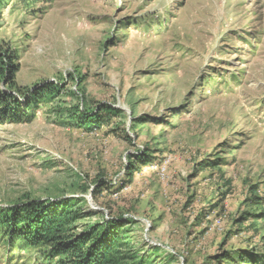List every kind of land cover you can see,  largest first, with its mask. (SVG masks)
Returning a JSON list of instances; mask_svg holds the SVG:
<instances>
[{
  "label": "rangeland",
  "instance_id": "rangeland-1",
  "mask_svg": "<svg viewBox=\"0 0 264 264\" xmlns=\"http://www.w3.org/2000/svg\"><path fill=\"white\" fill-rule=\"evenodd\" d=\"M0 47L24 92L63 85L31 121L0 124V207L84 198L79 230L131 218L155 264L264 255V0H0ZM79 89L120 113L68 123ZM0 264L48 262L0 235Z\"/></svg>",
  "mask_w": 264,
  "mask_h": 264
},
{
  "label": "trees",
  "instance_id": "trees-1",
  "mask_svg": "<svg viewBox=\"0 0 264 264\" xmlns=\"http://www.w3.org/2000/svg\"><path fill=\"white\" fill-rule=\"evenodd\" d=\"M24 1L47 4L52 0ZM18 59L15 50L0 47V83L6 88L0 90V124L31 121L40 103H53L63 90L61 83L52 82L24 92L15 82L20 69ZM80 94L81 105L76 106L68 116L61 113L62 118L70 124L93 130L107 124L110 116L120 113V110L108 104L96 110L86 100L83 90H80ZM21 99H24V103ZM56 111L59 113V108ZM80 189L84 193L90 190L88 186H81ZM255 195L258 194L254 193V197L259 199ZM79 202L83 204L85 199L26 196L8 208L0 207V235L7 237L12 244L20 241L28 249L41 248L48 264H155L151 254L157 252L158 248L148 255L141 253L142 248L134 245L130 235L131 226L135 223L131 218L106 219L86 224L84 229L79 230V226L94 215L82 211L77 206ZM251 203L263 209L261 217L257 219L264 220V201ZM250 223L255 225L252 221ZM237 262L264 264V255L249 253L242 255Z\"/></svg>",
  "mask_w": 264,
  "mask_h": 264
}]
</instances>
